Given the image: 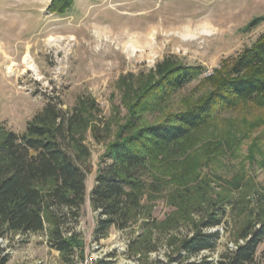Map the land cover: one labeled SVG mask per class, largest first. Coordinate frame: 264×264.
I'll list each match as a JSON object with an SVG mask.
<instances>
[{
  "label": "rangeland",
  "instance_id": "1",
  "mask_svg": "<svg viewBox=\"0 0 264 264\" xmlns=\"http://www.w3.org/2000/svg\"><path fill=\"white\" fill-rule=\"evenodd\" d=\"M50 5L51 0H0V126L22 134L48 102L67 117L80 114L81 124L73 134L75 144L79 142L86 152L79 154L86 171V198L75 232L84 257L94 243L96 221L89 192L102 156L129 118L127 104L135 101L138 87L166 61L202 68L198 80L171 94L167 102L175 112L197 104L212 90L215 71L264 33V22L242 32L264 15V0H73L63 13H51ZM25 48L31 53V69L20 64ZM2 52L16 62L12 72L6 71L10 62ZM157 116L146 113L141 118L152 123ZM216 136L229 139L228 145L213 146L216 141L211 146L196 145L189 158L174 160L168 165L174 175L167 174L163 189L144 194L141 216L126 230L112 229L97 242L108 250L110 259L100 264L166 260L165 240L185 233L187 226L168 227L160 235L158 251L146 256L129 257V244L150 230L153 238L158 236V226L173 216L179 203L202 194L229 205L225 223L218 227L223 238L212 258L225 244L233 247L226 228L241 227L264 196V99L219 116L205 138ZM190 161L197 162L195 170L188 169ZM239 180L240 188L234 189L232 182ZM5 240L11 249L21 247L11 264H62L37 239Z\"/></svg>",
  "mask_w": 264,
  "mask_h": 264
},
{
  "label": "trees",
  "instance_id": "2",
  "mask_svg": "<svg viewBox=\"0 0 264 264\" xmlns=\"http://www.w3.org/2000/svg\"><path fill=\"white\" fill-rule=\"evenodd\" d=\"M72 3L51 0L49 10L63 13ZM263 22L264 15L257 17L242 32ZM202 74V68L163 62L138 87L135 101L127 104L129 118L102 156L89 192V203L96 214L94 242L105 239L112 229L126 230L141 216L144 194L163 189L167 174L174 175L168 171L174 160L189 158L188 152L196 145L211 146L213 141V146L228 145L229 139L205 135L219 116L264 99V33L232 62L215 71L210 78L213 88L203 99L184 110L171 111L167 104L171 94ZM146 113H156L158 118L143 122L141 116ZM80 121L78 112L67 117L48 102L22 134L0 126V239L41 235L48 248L58 252L62 264H74L76 258H83L75 232L86 198V171L79 155L86 152L79 142L75 144L73 134ZM197 165L190 161L188 169L195 170ZM232 183L234 189L240 188V180ZM189 200L179 203L173 216L158 226V236L153 238L150 230L131 241L128 256L158 251L161 233L181 223L188 230L165 240L169 250L166 260L147 264H264V249L260 250L264 245V196L257 199L241 227L226 228L233 247L225 244L216 259L212 254L223 238L218 227L225 223L228 202L217 204L204 194ZM8 249L0 244V264L9 263Z\"/></svg>",
  "mask_w": 264,
  "mask_h": 264
},
{
  "label": "built area",
  "instance_id": "3",
  "mask_svg": "<svg viewBox=\"0 0 264 264\" xmlns=\"http://www.w3.org/2000/svg\"><path fill=\"white\" fill-rule=\"evenodd\" d=\"M0 244L2 245V247H5L6 240L0 239ZM7 252L9 251L7 250ZM108 260H110L108 258V250L102 249L97 242H94L91 245L90 252L82 259L76 258L74 264H100L101 262Z\"/></svg>",
  "mask_w": 264,
  "mask_h": 264
},
{
  "label": "bare ground",
  "instance_id": "4",
  "mask_svg": "<svg viewBox=\"0 0 264 264\" xmlns=\"http://www.w3.org/2000/svg\"><path fill=\"white\" fill-rule=\"evenodd\" d=\"M146 32V31H145ZM134 34V33H133ZM138 38V37H137ZM141 39V38H140ZM48 40V39H47ZM58 40V39H57ZM144 40V39H143ZM49 41L50 42H55V39H53L52 37H50L49 38ZM57 42V41H56ZM56 44H58V43H56ZM12 47V46H11ZM26 49V52L23 54V56H22V58H21V61H20V64H21V66L22 67H24V68H27V69H31L32 68V66H31V64H30V54L31 53H29V48H25ZM2 54H3V56H4V59H8L9 60V62H10V59H9V57L7 56V54L6 53H4V52H2ZM16 62H14V61H12L11 60V62L9 63V64H7L6 65V71L9 73V72H12V70L16 67Z\"/></svg>",
  "mask_w": 264,
  "mask_h": 264
},
{
  "label": "crops",
  "instance_id": "5",
  "mask_svg": "<svg viewBox=\"0 0 264 264\" xmlns=\"http://www.w3.org/2000/svg\"><path fill=\"white\" fill-rule=\"evenodd\" d=\"M19 236H15V238H18ZM24 237H30V243L37 239V241H40L39 243L41 244V247H44L46 251H51L52 253H54L55 255L59 256L58 252L51 250L48 248V246L46 245L45 242V238H43V236L38 235V234H29V235H25ZM21 249V247L19 245L15 246L14 248H10V261L8 264H11V261L13 260V255H17V252ZM38 264H41V262H37ZM15 264H17V262H15Z\"/></svg>",
  "mask_w": 264,
  "mask_h": 264
}]
</instances>
